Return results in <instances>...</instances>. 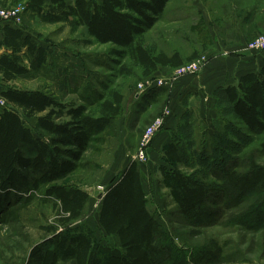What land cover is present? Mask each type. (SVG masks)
Returning a JSON list of instances; mask_svg holds the SVG:
<instances>
[{
    "label": "rangeland",
    "instance_id": "rangeland-1",
    "mask_svg": "<svg viewBox=\"0 0 264 264\" xmlns=\"http://www.w3.org/2000/svg\"><path fill=\"white\" fill-rule=\"evenodd\" d=\"M65 1L72 3V0ZM18 9L21 14L16 19L17 27L46 50L47 63L40 72L19 77L11 83L0 80V92L8 88L41 90L64 107L82 106L91 112V103L98 96L115 90L124 97V109L122 116L116 118L105 133L91 139L73 173L57 182L88 194L89 200L79 220L62 226L54 206L56 199L46 197L43 188L13 193L8 198L1 194L0 264H38L29 261V254L33 247L43 245L50 238L45 227H54L67 236L83 234L91 239L96 252L121 256L123 251L116 239L101 229L98 213L104 193L133 161L143 169L141 179L147 207L157 224L155 242L172 248L174 256L167 264H182L181 259L184 264L186 253L200 248L213 252L215 248L220 250L219 258L209 264H264V192L241 193L234 197L211 195L192 219H185L179 214L169 191L161 186L159 168L155 169L152 178L145 174L150 144L163 126L144 149L146 162L136 160L146 131L157 119H164L169 114L170 109H166L165 103L167 92L157 91L156 95L161 97L145 109L148 106L146 98L138 109L131 111L128 107L134 104V94L148 92H144L147 88L140 91V84L167 79L174 69L158 67L151 76L142 78L141 70L128 57L118 58L111 54L114 46L89 42L85 28L71 32L63 24H45L31 13ZM3 25L0 21V29ZM262 35L264 0H169L157 23L144 35V45L155 54L179 55L183 66L200 61L198 73L179 77L196 80L213 58L228 54L226 51L237 44V37L246 51L263 55L264 51L249 49V45ZM128 71H131L130 76H127ZM214 94L209 95V109H182L175 131L176 139L185 149V163L175 168L213 186L219 183L218 176L222 177L229 166L244 170L245 157L264 167L261 147L264 134L248 131L234 118L223 96ZM127 115L125 124L123 119ZM31 123L27 122V125ZM185 123H189L188 127ZM214 135L208 146L210 153L205 151L203 158L195 159L194 152L201 151L206 139ZM222 136L223 140L220 139ZM161 166H165L166 171L174 169L170 162ZM215 187L218 189L219 184Z\"/></svg>",
    "mask_w": 264,
    "mask_h": 264
},
{
    "label": "trees",
    "instance_id": "trees-1",
    "mask_svg": "<svg viewBox=\"0 0 264 264\" xmlns=\"http://www.w3.org/2000/svg\"><path fill=\"white\" fill-rule=\"evenodd\" d=\"M168 2L72 0L67 4L65 0H0V9L21 7L23 13H31L45 24H63L71 32L85 28L89 42L114 46L113 56L128 57L141 70L142 78H147L158 67L177 69L183 65L179 55L155 54L144 45V35L157 23ZM1 32L0 45L5 50L0 54L2 83L38 73L45 67L47 52L33 43L29 35L9 26H3ZM130 75L131 71H128L127 76ZM214 93L223 96L234 118L248 131L264 134V66ZM0 97L5 100V106L0 108L1 201V194L8 198L13 193L43 188L46 197L56 199L58 222L69 226L82 217L89 196L77 187L58 185L57 182L73 173L91 139L105 133L112 120L122 116L124 97L120 92L110 90L91 103V112L82 106L64 107L41 90L8 88L0 93ZM27 120H34V127H27ZM188 125L185 123V127ZM176 134L163 150V163L170 162L174 169L166 171L165 166H160L158 170L161 186L169 191L179 214L185 219H192L211 195L234 197L241 193L264 192V167L245 156L246 168L239 171L229 166L222 177L218 176V189L215 187L218 184L209 185L184 174L175 168L185 163V149ZM214 138L215 135L206 139L204 150L194 154L192 151L195 159L203 158ZM261 147L264 150V142ZM147 204L140 165L133 161L104 193L98 213L101 229L116 239L123 251L121 256L96 252L91 239L83 234L67 236L54 227H45L50 238L43 245L32 248L29 261L38 264L66 261L75 264H167L174 256L172 248L155 242L157 224ZM220 255L218 248L214 252L200 248L187 252L184 264H209Z\"/></svg>",
    "mask_w": 264,
    "mask_h": 264
},
{
    "label": "crops",
    "instance_id": "crops-1",
    "mask_svg": "<svg viewBox=\"0 0 264 264\" xmlns=\"http://www.w3.org/2000/svg\"><path fill=\"white\" fill-rule=\"evenodd\" d=\"M3 26H9L13 29H20L16 25L10 23H4ZM21 31L23 32V30ZM23 34L27 36V34H25L24 32ZM235 39L237 44L232 47V49L230 48L229 51H226V53L228 54L223 55L222 57L213 58L212 61L205 66L204 71H202L201 75L197 76L196 80H192V78L189 77H183L176 80L173 83V87L164 86L163 88H159L160 90H149L147 93L141 94L142 96L139 94H134V104L133 106L128 107V109H131V111H133V109H138V106L142 102H145L142 101L145 100L144 98L148 100V102H146L148 106H145L144 109L151 106L154 102H156L158 98L161 97V95H156L160 92H167V101H165V103H167L166 109H170L168 111L169 114L163 119V129H161L155 135L152 143L150 144L151 147L148 151V166L145 167V174H147V178H152L155 169L159 168L163 164V159H161L163 150L171 142L172 135L176 133L175 131L177 122L182 117V109H190L191 107L197 109H209L211 104L209 95H212L216 90L222 87L236 84L237 80L242 75L251 72H257L260 67L264 66V54L255 55L249 53L243 48L244 44L242 45L239 42L242 40H240L239 37ZM2 40L3 37L0 29V44ZM4 51V47L0 45V54ZM28 75L29 74L23 76ZM189 94L197 96L191 97ZM114 120H112V122ZM30 121H32V123L30 126L27 125V127L32 128L35 125V121L27 120L26 123ZM123 122L125 124L128 122V115L125 119H123ZM121 137L124 140L123 136ZM130 163L131 162H129L128 165ZM140 168L142 177L143 169L142 167Z\"/></svg>",
    "mask_w": 264,
    "mask_h": 264
},
{
    "label": "built area",
    "instance_id": "built-area-1",
    "mask_svg": "<svg viewBox=\"0 0 264 264\" xmlns=\"http://www.w3.org/2000/svg\"><path fill=\"white\" fill-rule=\"evenodd\" d=\"M21 8V7H18ZM13 9V10H3L0 9V21H3L5 24L10 23L16 25L18 21L16 19L19 18L21 12L19 9ZM23 12V8H21ZM17 26V25H16ZM249 49L251 51H264V35L261 36V39L256 41L253 44L249 45ZM200 71V61L192 62L191 64H188L186 66H181L177 69H174L167 79L159 80L157 82H148L145 84H140L138 88L140 91H143L145 88H147L145 91L153 90L157 87H164V86H170L172 84V81L176 80L179 77L185 76V75H193ZM5 106V100H3L0 97V108H3ZM167 114V113H166ZM163 126V119H157L151 127L146 131L143 140H142V147L139 151V153L136 156V160H138L140 163H145L147 160L146 154H145V148L150 143L151 139L154 137L155 133L158 132Z\"/></svg>",
    "mask_w": 264,
    "mask_h": 264
}]
</instances>
